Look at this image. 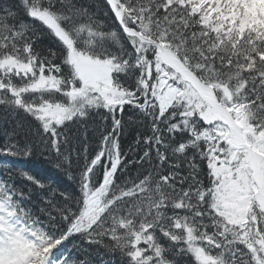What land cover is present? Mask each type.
Here are the masks:
<instances>
[{
	"label": "snow or ice",
	"instance_id": "6c2138e0",
	"mask_svg": "<svg viewBox=\"0 0 264 264\" xmlns=\"http://www.w3.org/2000/svg\"><path fill=\"white\" fill-rule=\"evenodd\" d=\"M0 264H264V0H0Z\"/></svg>",
	"mask_w": 264,
	"mask_h": 264
},
{
	"label": "trees",
	"instance_id": "16d2710c",
	"mask_svg": "<svg viewBox=\"0 0 264 264\" xmlns=\"http://www.w3.org/2000/svg\"><path fill=\"white\" fill-rule=\"evenodd\" d=\"M34 169L39 172L43 176H50L53 179L59 180L60 178L57 176V174L46 164H42L39 162H36L32 165Z\"/></svg>",
	"mask_w": 264,
	"mask_h": 264
}]
</instances>
